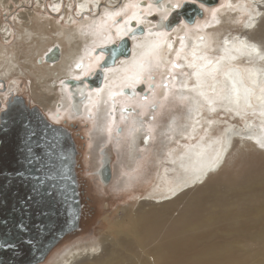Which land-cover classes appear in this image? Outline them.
Listing matches in <instances>:
<instances>
[{"label":"bare ground","instance_id":"6f19581e","mask_svg":"<svg viewBox=\"0 0 264 264\" xmlns=\"http://www.w3.org/2000/svg\"><path fill=\"white\" fill-rule=\"evenodd\" d=\"M142 1L105 8L104 22L87 16L101 0H77L76 15L86 14L79 21L71 0L64 21L36 11H16L10 20L11 0H0V115L10 97L20 96L17 81L27 80L38 87L41 94L33 96L49 121L91 125L92 173L100 188L144 190L131 192L133 214L104 219L98 238L70 242L39 264H264V159L220 183L241 144L264 158L258 149L264 146V0H219L211 7L196 1L207 17L182 20L171 31L164 22L193 0ZM63 4L53 0L52 11ZM137 26L144 34L131 37ZM126 37L131 56L105 70L101 88L68 91L67 80L98 70L105 54L96 50ZM55 46L60 61L44 62ZM106 155L108 185L98 175Z\"/></svg>","mask_w":264,"mask_h":264},{"label":"water","instance_id":"95a60500","mask_svg":"<svg viewBox=\"0 0 264 264\" xmlns=\"http://www.w3.org/2000/svg\"><path fill=\"white\" fill-rule=\"evenodd\" d=\"M196 1L209 7L219 2H184L171 13L163 28L171 31L182 20L194 24L196 18H202L204 11ZM152 20H158V16H153ZM132 33L131 37L142 35L144 28L137 26ZM99 50L104 51L105 59L98 70L86 78L66 81L71 93L76 94L78 87L88 90L101 88L105 70L114 66L120 58L131 56L132 40L126 37L117 44L96 50V54H100ZM60 58L61 50L55 46L44 56V62L56 63ZM42 62L38 59L39 64ZM150 88L153 89L154 85ZM123 93L134 95L130 88H125ZM0 121V264H39L60 240L79 226L75 145L60 129L50 125L37 108L28 110L21 97L9 101ZM117 132H122L120 127ZM43 163L48 164L49 170L47 168L48 172L40 173L43 167L40 164ZM111 163V156L106 155L98 172L104 185L112 181ZM48 201L51 203L50 212L47 210ZM27 214L33 215L34 220Z\"/></svg>","mask_w":264,"mask_h":264},{"label":"rangeland","instance_id":"374dc122","mask_svg":"<svg viewBox=\"0 0 264 264\" xmlns=\"http://www.w3.org/2000/svg\"><path fill=\"white\" fill-rule=\"evenodd\" d=\"M62 1L64 2L63 5H65V6L61 7L60 11H58L57 14H55V12H53L52 8H51V5L53 4V0H39V2H41L39 5H41V4L44 5L43 8H40L38 6L37 0H31V1L30 0H28V1L22 0L21 4H18L14 0H11V5L9 7H11L10 10L14 9L13 12L15 14L13 13V15L11 16V13H9L8 19L11 20L16 14H18L19 11H20L19 13H21L22 11L23 12L36 11V12H38V14H43V15L48 14V16H50L54 20L59 19L60 21H64L63 15L65 14L68 0H62ZM112 1L113 0H101V3L99 4V8H97V10H94V8L92 7V10L87 13V16H90V20H93L94 18H96V19L103 18V21L105 22V16H104L105 8H109V7L113 8L116 6L114 9H116V8L120 9L124 5V0H119V2H121V4L119 6H117V2H115L114 3L115 5H113L111 3ZM71 2L73 4V8L71 11H73L75 18H77L79 21V20H81V18H84L86 14L78 17L76 15L77 10H78L77 0H71ZM144 2H147V1L143 0L142 3H144ZM14 6H15V8H14ZM25 6L28 9H25ZM37 7H38V9H37ZM16 11H18V12H16ZM50 12L52 14H55V15H52ZM206 17L207 16H205L204 18H206ZM55 27L56 26H54L52 28V30L55 29ZM240 31L242 33H244L246 30L240 29ZM263 31H264V28L262 29V32ZM260 36L262 37L261 42H262V46L264 47V32ZM17 84L19 86V89H18L19 93L22 96V98H24L26 104L29 107L31 105L38 107L37 109L39 110L41 115L44 116V118H45L47 116V115L45 116V114L43 113L45 108L36 100V97L33 96V92L36 95L41 94V93H39L38 87H36L34 85L30 86L29 82L27 80H23V79H21V81L18 80ZM0 86H1V84H0ZM238 119H240V118H238ZM234 120H237V118H235ZM255 120H257V119H255ZM240 121H242V120L240 119ZM70 123L75 124V126L73 128H70V125H69V128L68 127L67 128L69 129V131L71 132V134L74 137L73 142H74V145H75L76 151H77L76 157H75V159H76L75 173H76V178H77L76 180H77V184H78V194H79V199H80V219H79V223H78L79 226H78V229L76 231H74L73 233L67 235L62 240H60V242L49 253L50 255L53 252H55L57 249H61L64 246L68 245L70 242H73L76 240H85V241L89 242L94 238H98L97 236H100V234L106 229L105 222L107 223V220H104V219H109L108 222L112 221V220H121L124 217L125 210H130L131 213L133 214L137 207L133 206L134 204H132V200H130V198H133V197H131V195H132L131 192L133 191V192L142 193L144 191L142 188L143 185L140 186L139 188H133L132 190L131 189H125V190H121V191H116V190L111 189V188H107V189L100 188L98 185V182L93 177V173H92V170H93L92 154L94 152V145L92 146L90 143L91 136L93 133V131L91 130V125L88 124L87 122H80L79 120H75V121L70 120L69 124ZM244 127H243V129H244ZM245 132L248 133L247 131H245ZM245 136L247 137L246 139H250L252 141L251 143H255L254 142L255 139H254L253 135L246 134ZM238 137H236V138L238 140H240V137L239 138ZM262 147H264V146H262ZM262 147L259 146L258 149L261 152H264ZM109 151H110V153L114 159V156H116L115 153H113V151H111V150H109ZM239 152H244V153L239 154ZM254 152H255V150L253 148L246 147L245 144H241L238 147V152L236 151V153L234 154V158L231 159L229 164L225 167L224 172L222 170V172L225 174H223L221 172L220 183L224 182L228 177L233 176V174H237L241 168L243 169V167L245 165L254 164V163H252L253 161H256V162L258 161V162L262 163V161H263L262 159H264V158H261L260 155H257V152H255V154H254ZM248 155H250V156H248ZM251 156L255 157V158L252 160ZM257 156H258V158H257ZM249 157H250V159H249ZM247 159L249 161H247ZM256 162H255L256 165L259 164L258 162L257 163ZM237 164H239V165H237ZM219 170H220V167L213 170L211 174L217 173ZM231 171L234 173L233 174L230 173ZM227 175H228V177H227ZM223 179H224V181H222ZM216 181L219 182L218 177L216 178ZM141 184L145 185V183L143 181L141 182ZM149 184L150 183H147L146 185L148 186ZM146 185L144 187H147ZM194 187H196V185ZM194 187H191L189 189H192ZM189 189H186L184 192H186ZM129 190H131V191H129ZM160 203H163V202L160 201ZM50 255H48V256H50Z\"/></svg>","mask_w":264,"mask_h":264},{"label":"flooded vegetation","instance_id":"af4514ba","mask_svg":"<svg viewBox=\"0 0 264 264\" xmlns=\"http://www.w3.org/2000/svg\"><path fill=\"white\" fill-rule=\"evenodd\" d=\"M77 80V79H76ZM68 87V86H67ZM5 91V87L4 86H0V92H4ZM68 91H69V87H68ZM70 93V92H69ZM16 96H19V95H15L14 97H16ZM19 97H22L21 95L19 96ZM70 97H71V95H70ZM10 98H12V97H10ZM10 98H9V100H10ZM9 100H8V102H7V105H6V108H7V106H8V104H9ZM26 103V102H25ZM26 108L28 109V110H30V111H32L33 109H35V108H38V107H36V106H34V105H31L30 107L26 104ZM19 110H21L20 108L18 109V113H19ZM42 110V109H41ZM2 112H4V110L2 111ZM2 112H1V114H2ZM74 112V111H73ZM44 113V112H43ZM75 113V112H74ZM45 114V113H44ZM2 115H0V117H1ZM45 116H46V114H45ZM47 117V116H46ZM44 118V116H43V118L50 124V125H52V126H54V127H56L57 129H60L59 131H61L62 132V134L66 137V138H68L70 141H72L73 142V139H74V137H73V135L71 134V132L69 131V125H70V128H73L74 126H75V124L74 123H70V124H68V122H61V123H57V122H55V121H49L47 118ZM67 124V125H66ZM0 125H1V121H0ZM64 125V126H63ZM68 127V128H67ZM76 136V135H75ZM72 142H70V143H72ZM73 144H74V142H73ZM66 145H68L67 144V142H66ZM74 150H75V152H77L76 151V147L74 146ZM75 157H76V155H75ZM75 162H76V159H75ZM43 165V167L40 169V173H45V172H48V170H49V166H48V164L47 163H43V164H40V166H42ZM44 166H47V167H45L44 168ZM63 168H64V166H62ZM47 168H48V170H47ZM47 170V171H46ZM34 210V209H33ZM47 210H49V212L51 211V203L48 201V208H47ZM27 215H30V216H28V217H31V219L32 220H34V216L33 215H31V214H27ZM36 215H38V214H36ZM29 220V219H28ZM63 227V229H65V226H62ZM49 239V236L47 237V240ZM26 264H28V263H26Z\"/></svg>","mask_w":264,"mask_h":264},{"label":"snow or ice","instance_id":"6c2138e0","mask_svg":"<svg viewBox=\"0 0 264 264\" xmlns=\"http://www.w3.org/2000/svg\"><path fill=\"white\" fill-rule=\"evenodd\" d=\"M175 7H179V5L177 4V5H175ZM116 15H120V13H116ZM131 19H135V16H133ZM77 67H79V65H77Z\"/></svg>","mask_w":264,"mask_h":264}]
</instances>
